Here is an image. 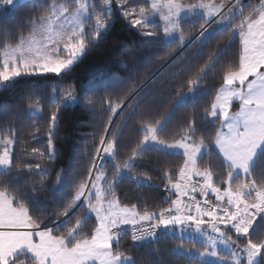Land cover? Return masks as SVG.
<instances>
[{
    "label": "snow or ice",
    "instance_id": "obj_1",
    "mask_svg": "<svg viewBox=\"0 0 264 264\" xmlns=\"http://www.w3.org/2000/svg\"><path fill=\"white\" fill-rule=\"evenodd\" d=\"M113 2L133 28L148 26L150 9L136 0H103L100 12L96 11L91 0H74V10L62 5L57 11L71 16L67 24H61L58 30L49 26L48 35L38 45L33 42L27 49L17 45L11 54H4L3 63L0 64V89H8L10 84L25 76L54 74L60 79L67 76L114 23L108 15ZM14 3L15 0H0L3 6ZM166 6L168 13L163 16L166 22L164 36L176 33L177 42L181 44L186 39L187 30L182 12L206 10L207 18L202 17L204 22L198 33L201 38L208 35L207 27L217 18L228 21L229 26L233 20L239 21L232 28L238 34L241 45L238 64L228 68L223 75L222 85L215 93L210 111L206 112V115L220 121V129L216 131L214 139L209 135L206 143L203 138L198 141L193 138L199 131L195 118L174 143L160 138L157 127L148 126L143 128V139L126 149L130 154L124 159L120 155V134L111 130V126L115 125L112 116H121L129 106V97L138 93H109L107 105L101 114L108 116L109 127L101 131L100 147L95 149L97 157L102 158L100 154L103 153L114 158L112 179L118 182L122 173L131 172L136 167V161L143 157L149 145H155L160 150L181 149L182 163L175 172L165 171L163 176L167 182L166 190L174 192L176 198L158 212L146 208L138 210L136 204H121L112 184L108 188V192L112 193L111 198L102 191L100 182L108 183L109 180L101 169L96 168L95 159L92 160V167H85L83 172L75 173L70 178L67 173L56 175L54 184L60 185V188H53L54 192L60 194L66 175L70 186L60 199L52 202L50 214L46 210L33 209L29 203L30 193L39 189L28 188L27 185L15 187L10 179H0V264H91L93 261L98 264H121L122 253L114 251L112 245L114 241L119 245L122 226L131 227L134 242L142 235L154 236L156 230L179 227L183 231L187 226L206 236L208 247L196 249L200 257H217L218 264H243V261L246 264H264V234L256 239L251 236L258 221H264V0H259L255 5L245 4L243 0H223L219 4H185L178 0H167ZM157 7L153 0L151 10ZM53 8L56 9L55 4ZM81 16L89 21V28L81 21ZM143 35L162 39L157 32H145ZM214 67L215 64L209 61L199 69L197 79L189 83L196 85L201 79L199 74L206 76ZM67 88L69 91L64 102L78 103L73 84L69 83ZM143 90L141 88L139 91ZM151 94L146 93L133 106L127 119L135 115L136 108ZM234 100L239 101V110L231 112ZM100 101L103 105V96ZM84 102L95 106L94 96H85ZM50 119L55 125L59 119L58 110L51 113ZM48 132L47 148L51 154L55 151L56 137L52 128ZM12 143V139H6L0 152V166L9 172L16 167L9 147ZM213 150L220 162L219 168H215L211 160ZM32 151L39 152L38 149ZM204 151L209 160L207 166L202 167ZM88 155L91 156V153ZM29 169H39L38 175H47L48 172L40 164L29 165ZM48 187L52 188V185ZM197 194L204 199L198 200ZM209 194L214 195L216 203L208 199ZM78 212L82 215H77ZM92 215L95 217L94 228L85 233L84 228ZM145 223L148 227L142 235H138L137 226ZM60 232L62 234H57ZM212 233L219 234V243L234 249L230 258L219 255L216 250L218 241ZM240 240L244 241L242 246ZM240 253L244 254L243 261Z\"/></svg>",
    "mask_w": 264,
    "mask_h": 264
},
{
    "label": "trees",
    "instance_id": "obj_2",
    "mask_svg": "<svg viewBox=\"0 0 264 264\" xmlns=\"http://www.w3.org/2000/svg\"><path fill=\"white\" fill-rule=\"evenodd\" d=\"M63 1L70 8L75 7L74 0H23L13 6H0V50L17 45L30 36L42 18L51 14L53 3ZM136 2L151 10L150 0ZM243 2L255 5L259 0ZM108 15L114 21L112 26L72 67L67 76L62 79L54 74L25 76L10 84L8 89H0V134L14 139L12 154L16 164L11 172L0 171V179H10L15 187L27 185L28 188L39 189L30 193L29 203L33 209L46 210L50 214L52 202L67 192L69 178L83 172L85 167H92L93 159L96 160V168L106 172L109 180L107 185H113V192L121 204H136L138 210L146 208L158 212L168 207L170 200L174 199L175 195L166 190L167 182L163 176L165 171L177 170L183 160L182 153L160 150L155 145H149L143 157L136 161V167L131 172L121 174L118 182L112 179L113 164L116 162L114 158L102 160L97 157L95 149L100 147L98 142L101 131L109 127L108 116L101 115L109 93H138L129 97V106L121 116H112L115 125L111 126V130L120 134V155L124 159L130 154L126 149L134 147L143 139L144 127H157L160 129V138L168 143L179 140L193 118L199 130L193 137L197 141L203 138L207 143V137L211 135L214 139L216 131L220 129V121L210 119L206 112L210 111L215 93L222 85L223 75L228 68L238 64L241 45L238 34L232 28L239 21L233 20L231 26L228 24L216 28L204 39L198 36L200 25L204 22L202 17L183 19L187 30L186 39L181 44L177 39L167 40L160 25L147 27L160 34L162 39L157 40L144 36V28H133L121 16V10ZM215 23L206 26L207 30ZM209 61L215 64L212 71L207 72L206 76L200 73L199 82L191 85L189 81L197 79L199 69ZM69 83L76 90L78 103L64 102ZM57 88L59 91H56ZM141 88L144 89L142 92L139 91ZM148 92L152 94L136 108L135 115L127 119L133 106ZM182 95H187V99L180 102ZM85 96H94L95 106L84 102ZM101 96L104 97L103 105ZM30 106H39L41 113L30 114ZM57 110L59 119L53 125L51 113ZM237 110L238 104H234L232 111ZM49 128L53 129L56 137L55 151L51 154L47 148ZM33 149L39 152L34 153ZM202 158L201 166H207L209 156L206 151L202 153ZM211 160L215 168L220 167L215 150ZM35 164L46 168L47 175H38L39 169H29V165ZM64 173L69 178L66 175L59 194L53 191V188H60V185L54 184V179L57 174ZM50 184L52 188L48 187ZM107 195L111 197L112 193L107 192ZM77 215L82 213L78 212ZM94 225V215L89 216L85 233L91 232ZM262 234L264 221H258L251 236L256 239ZM243 243V240L239 241L240 245ZM177 246L190 250L207 247L195 238L159 230L156 238L145 242H134L128 234L120 235L119 245L114 241L112 248L131 255L135 264H216L196 255L178 252Z\"/></svg>",
    "mask_w": 264,
    "mask_h": 264
},
{
    "label": "rangeland",
    "instance_id": "obj_3",
    "mask_svg": "<svg viewBox=\"0 0 264 264\" xmlns=\"http://www.w3.org/2000/svg\"><path fill=\"white\" fill-rule=\"evenodd\" d=\"M21 1H23V0H15V3L13 5H15V4H17L18 2H21ZM180 1L181 0H178V2H180ZM152 2H153V0H150V6H151ZM155 2L157 3V6L158 7H157V9L150 10L148 12V21H149L148 26L149 25H160L161 28L164 29L166 22L163 19V16L168 13V8L166 6L167 5V0H155ZM91 3H92V5H94L96 7V11L97 12H100V10L103 8V0H91ZM184 3L187 4L186 2H184ZM198 3L213 4L212 2H198ZM219 3H222V2H217V4H219ZM53 4L56 5V9H54L53 6H52V12H51V14H49L48 16H45L44 19H42L38 23V25L34 29V32L30 36H28L27 38L23 39L17 45H21L24 49H27L29 47V45L32 44L33 42H35L38 45L48 35L47 28L49 26H51L54 30H58L60 28V25L61 24H67L68 20L71 19V16L69 14H61L59 11H57V9H59L60 6L66 5V3L63 1V2H54ZM13 5H9V6H13ZM0 6L3 7L2 4H0ZM111 7H112V11L111 12H114L116 10H120L119 7H118V5L115 2H113V4H112ZM74 8H70V9L74 10ZM54 12H55V14H54ZM199 16L200 17L207 18V16H206V10L205 9H197L195 12H187V13L182 12L181 13L182 19L194 18V17H199ZM57 17H59V19H57ZM80 19H81V21L83 23H85L86 28H88L89 21H87L84 16H81ZM214 22H216L215 25L213 27H211L210 29L207 30L208 35H206L205 37H203L204 39L207 38L209 35H211L215 30H217L216 28L225 27V26H227L229 24L228 21H219L218 18ZM92 23H94V20L92 21ZM147 27H145L143 29V33H145V32H155L153 30H148ZM163 35H164V32H163ZM165 38L167 40H175V39H177V34L176 33H173L171 36H168V37H165ZM17 45L7 46L3 50H0V64L3 63L4 54L6 52L11 54L12 53V50L14 48H16ZM17 55H18V53H17ZM186 99H187V95H182V96H180L179 101L182 102V101H184ZM29 113L30 114H33V115H38V114L41 113V108L39 106H30L29 107ZM6 139H12L13 140V143L9 146L11 152H13V150H14V139L12 137H3L1 134H0V152H2V150H3V144H4V141ZM169 143H174V142H169ZM172 150H174L175 152L182 153V150L181 149H172ZM100 156H102V158H99V159H102V160H107V159L110 160L112 158L111 156L105 155L103 153H101ZM99 169H101V168H99ZM4 170H8V169H5L2 166H0V171H4ZM104 173L106 174V172H104ZM125 173H127V172H125ZM125 173H122V174H125ZM107 184L108 183H105L103 180L100 182V187H101L102 191L105 192L106 194H107L108 188H109V186ZM109 198H111V197H109ZM185 228L188 229V230L190 229L187 226H185ZM170 233L171 234H174V231H171ZM179 234L180 235H183L184 233L181 232V231H179ZM213 235L216 236L217 241H218L216 250H221V251H225V252L232 253V251L234 249H229L224 244L219 243V239H220L219 234H216L215 233ZM202 249H204V247H201L199 250H202ZM176 251H178V252H188L189 254H192V255L195 254L196 256H199L197 252L192 253V252H190L191 251L190 249L184 248L182 246H177L176 247ZM220 256H222V255H220ZM240 256L243 259L244 254L243 253H240ZM223 257H225V256H223ZM202 258L204 260H208L210 262H214V263L218 264L217 257L206 256V257H202ZM132 261H134V259H133V257L131 255L122 254L121 264H132ZM91 264H98V262L97 261H93V262H91ZM243 264H246V261H243Z\"/></svg>",
    "mask_w": 264,
    "mask_h": 264
},
{
    "label": "crops",
    "instance_id": "obj_4",
    "mask_svg": "<svg viewBox=\"0 0 264 264\" xmlns=\"http://www.w3.org/2000/svg\"><path fill=\"white\" fill-rule=\"evenodd\" d=\"M221 2V1H223V0H197V2L196 3H198V2H212V3H216L217 4V2ZM180 2H183V1H180ZM184 3V2H183ZM234 104H238V110H239V101H236V100H234L233 101V104H232V107H231V109H230V111L231 112H235V111H232V108H233V106H234ZM237 110V111H238ZM210 119H212V120H215L214 118H212V117H210V116H208ZM226 130V129H225ZM167 150H170V151H174V150H172V149H167ZM203 153V152H202ZM172 194H174L175 195V193L174 192H172ZM209 195H212V194H209ZM176 198V196L174 197V199ZM164 232H166V233H168L169 232V234H171L170 232L171 231H174V234H178V235H180L179 234V231H181V232H183L184 234L183 235H181V236H183V237H187V238H195V239H197V240H200V241H202V242H204L206 245H207V247H208V243H207V239H206V236L204 235V234H202V233H198V232H196L195 230H194V228H190L189 230L188 229H186V228H184V230L182 231L181 229H179V227H176V228H174V229H168V230H163ZM168 231V232H167ZM210 231V230H209ZM213 234H215V233H212V235ZM203 250V249H202ZM190 252H192V253H195V252H197L196 250H191ZM217 252L220 254V255H222V256H225V257H231V255H232V253H230V252H225V251H221V250H217ZM185 253H187V254H189L188 252H185ZM190 255H192V254H190ZM193 255H195V254H193ZM199 257V256H198ZM200 258H202V257H200ZM203 259V258H202ZM242 261H243V259H242Z\"/></svg>",
    "mask_w": 264,
    "mask_h": 264
},
{
    "label": "built area",
    "instance_id": "obj_5",
    "mask_svg": "<svg viewBox=\"0 0 264 264\" xmlns=\"http://www.w3.org/2000/svg\"><path fill=\"white\" fill-rule=\"evenodd\" d=\"M196 198H197L198 200H202V199H204V198H199L198 196H196ZM208 199H209L212 203H216L215 198H213V199L208 198ZM137 227H138V229H139V231H138V235H142L144 229L147 228L148 225H147V223H145L143 226H137ZM157 233H158V230H156V233H155L154 236H144V235H142V238L139 239V240H137V242H145V241H148V240H152V239L156 238ZM123 234H128V235L131 236V235H132V229H131V227H130V226H122V228L120 229V235H123Z\"/></svg>",
    "mask_w": 264,
    "mask_h": 264
}]
</instances>
